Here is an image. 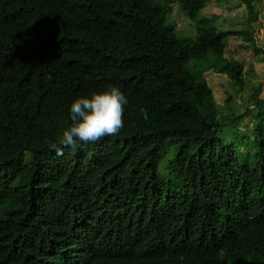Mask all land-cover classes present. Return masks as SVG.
Listing matches in <instances>:
<instances>
[{"label":"trees","instance_id":"16d2710c","mask_svg":"<svg viewBox=\"0 0 264 264\" xmlns=\"http://www.w3.org/2000/svg\"><path fill=\"white\" fill-rule=\"evenodd\" d=\"M171 1L195 38L169 0H0V264H264L261 87L226 114L204 75L239 94L229 36L263 49L253 25L199 18L212 0ZM109 85L128 101L119 134L60 144L72 101ZM249 113L252 136L234 122Z\"/></svg>","mask_w":264,"mask_h":264},{"label":"rangeland","instance_id":"374dc122","mask_svg":"<svg viewBox=\"0 0 264 264\" xmlns=\"http://www.w3.org/2000/svg\"><path fill=\"white\" fill-rule=\"evenodd\" d=\"M169 4L172 6V11L168 20L176 25L179 36L195 38L196 21L190 20L181 12L177 2L169 0ZM252 4L254 15L250 17L251 12L243 0H212L199 16L204 20L209 19L206 21L207 23H213L220 29H246L249 28V25H253L256 43L263 49V52L255 53L252 47L248 49L242 47L244 41L241 37L229 36L225 56L238 59L244 64L245 87L239 94L235 93L236 86L226 74L218 73L212 69L204 72L213 89L219 110L226 114L231 111L240 114L243 111L256 110L254 102L249 98L253 87H261L259 96L264 99V0H252ZM229 94L234 95V98L227 100ZM252 120L253 116L249 113L244 116L242 121L236 119L234 122L240 128L246 129L252 136ZM222 135L225 137L226 134ZM245 150L248 149L240 147V151L245 152ZM28 156L29 153L25 155V159Z\"/></svg>","mask_w":264,"mask_h":264},{"label":"clouds","instance_id":"9594fccd","mask_svg":"<svg viewBox=\"0 0 264 264\" xmlns=\"http://www.w3.org/2000/svg\"><path fill=\"white\" fill-rule=\"evenodd\" d=\"M127 98L116 85H109L87 96L76 97L70 106V125L63 129L60 144L77 147L78 143L90 144L106 136L118 135L124 126ZM62 156L63 148L56 147Z\"/></svg>","mask_w":264,"mask_h":264}]
</instances>
